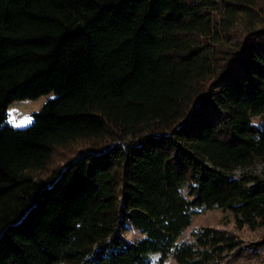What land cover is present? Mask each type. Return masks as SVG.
<instances>
[{
  "label": "trees",
  "instance_id": "16d2710c",
  "mask_svg": "<svg viewBox=\"0 0 264 264\" xmlns=\"http://www.w3.org/2000/svg\"><path fill=\"white\" fill-rule=\"evenodd\" d=\"M258 163L264 0H0V264L257 258L264 237L190 227L264 228Z\"/></svg>",
  "mask_w": 264,
  "mask_h": 264
},
{
  "label": "rangeland",
  "instance_id": "374dc122",
  "mask_svg": "<svg viewBox=\"0 0 264 264\" xmlns=\"http://www.w3.org/2000/svg\"><path fill=\"white\" fill-rule=\"evenodd\" d=\"M51 96V94H47L37 99H23L13 102L8 108L7 122L15 128H23L31 125L33 122L32 114L38 112L45 101ZM254 170L257 173L264 171V163H258L254 167ZM236 173L238 174L239 172L237 171ZM200 226L219 227L232 231L239 236L243 244L258 241L260 238L264 237V228L256 230H237L232 215L229 212H222L216 207L193 217L190 229H195ZM187 233L188 231H186L185 234ZM122 234L128 240L133 241L141 237L139 232L128 228L123 229ZM166 264H174V262L169 259ZM231 264H264V253L257 258H240Z\"/></svg>",
  "mask_w": 264,
  "mask_h": 264
}]
</instances>
